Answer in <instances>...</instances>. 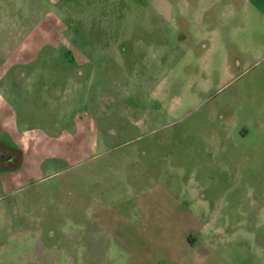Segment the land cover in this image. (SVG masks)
Listing matches in <instances>:
<instances>
[{
  "label": "rangeland",
  "instance_id": "374dc122",
  "mask_svg": "<svg viewBox=\"0 0 264 264\" xmlns=\"http://www.w3.org/2000/svg\"><path fill=\"white\" fill-rule=\"evenodd\" d=\"M10 146L0 264H264V13L0 0Z\"/></svg>",
  "mask_w": 264,
  "mask_h": 264
},
{
  "label": "crops",
  "instance_id": "0c3cea01",
  "mask_svg": "<svg viewBox=\"0 0 264 264\" xmlns=\"http://www.w3.org/2000/svg\"><path fill=\"white\" fill-rule=\"evenodd\" d=\"M221 0H204V2H207L210 7L215 5V3L220 2ZM246 3H248L249 6H251L253 9H255L258 13L263 15V9H264V0H245Z\"/></svg>",
  "mask_w": 264,
  "mask_h": 264
},
{
  "label": "flooded vegetation",
  "instance_id": "af4514ba",
  "mask_svg": "<svg viewBox=\"0 0 264 264\" xmlns=\"http://www.w3.org/2000/svg\"><path fill=\"white\" fill-rule=\"evenodd\" d=\"M13 149H14V147H12V146H10L8 148L6 147L5 153H0V158L2 159V161L0 162V169H4V168L7 169V167L3 166L2 164L5 163L4 161H5L6 157H8L11 160V158L14 155L13 154Z\"/></svg>",
  "mask_w": 264,
  "mask_h": 264
},
{
  "label": "trees",
  "instance_id": "16d2710c",
  "mask_svg": "<svg viewBox=\"0 0 264 264\" xmlns=\"http://www.w3.org/2000/svg\"><path fill=\"white\" fill-rule=\"evenodd\" d=\"M14 151H17V149H14ZM20 153H21V152H20ZM13 154H14L13 156H15L16 161L18 160V163L15 162V164H17V166H16L15 168H17V167L21 164V159H22V158H21V157L18 158L17 155H16L14 152H13ZM21 154H22V153H21ZM15 164H14L13 166H15ZM13 168H14V167H13Z\"/></svg>",
  "mask_w": 264,
  "mask_h": 264
}]
</instances>
